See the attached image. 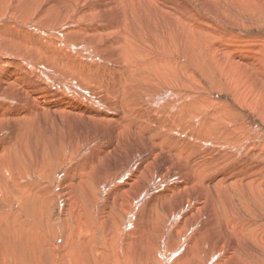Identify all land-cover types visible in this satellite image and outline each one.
I'll use <instances>...</instances> for the list:
<instances>
[{
    "label": "bare ground",
    "instance_id": "bare-ground-1",
    "mask_svg": "<svg viewBox=\"0 0 264 264\" xmlns=\"http://www.w3.org/2000/svg\"><path fill=\"white\" fill-rule=\"evenodd\" d=\"M39 1L40 4L37 5V0H0V222H6L7 218L9 217L12 220H15L20 216V214L25 213L27 209L31 207L34 197H37L40 200L44 198L47 200H51L53 197V193L50 199L49 182L53 180L52 175L55 172V168L58 167L57 163L69 162L72 157L71 151H73V149L75 150L83 145L87 150H92L93 152V150L97 148L95 144V147L93 146V144L91 146V144L89 143L80 145V143H74L75 141L73 142L72 140V136L76 139V134L75 132L69 130L73 129L71 119L73 120L75 118H83V116L90 122V124L92 125L91 127L95 132H102L101 128L95 127L97 123L110 122L111 125L115 123L116 130H120V132H122L123 129L129 123H131L137 125L140 130H148L151 133V135L148 136V140L141 136L139 137V139H134V142L129 144L128 147L130 148L129 150L131 154L130 160L125 161V163L120 168L114 170L113 172L108 170L109 172L97 178V183H100V185H103L104 187L106 186V178L113 179V185H117L118 189L111 193V200H104V204H101L102 206L100 207V211L103 213V215L101 214V217L99 216L95 220L96 223L93 222L91 225H85L84 223L82 224L85 229L97 230L99 228V224H103L102 219L105 218L104 213L110 212V214L112 215L111 212H115L116 210L117 215L125 216L126 219L129 220L128 225H130V229L126 230V233L135 231L138 224H134L136 220H133L135 216L130 209L131 202L134 203L137 200H142V192L147 188L148 183L154 182V178L157 180L160 179L159 182H161L163 181V177L166 176H170V178L168 179V181H166V183L161 184L163 186L162 189L158 192H151V194H148V196L150 195L151 198V203L149 205L154 208L155 211L156 208H159L160 210L161 216H159V218L156 219L157 221L155 222H158L159 219L161 220V222H166V220L172 218V214L181 215L182 213L180 214L179 212L184 210H186V213L191 214V218L192 216L197 215V212H199L200 209L205 205L207 199L206 195L200 190V188L203 187L204 182L197 177V167H199L208 157L212 156L210 147L203 140V138H200L198 143L196 139V142L185 150H179L176 147L177 149L174 151H177L179 153L184 152L190 159L192 171L190 170L189 174L184 172V170L172 169L168 166L155 168L154 162L158 158L159 152H163L167 148L174 149L175 146L173 145L181 146L191 144V141H193L194 138H197V135L194 134L195 128H191V134H188L186 138V132L182 128H173L172 126H170L174 125L173 122L166 120L170 125H164L159 121L158 125H160V131L158 133H153L151 131V129L153 128L151 126V121H155V119H152L151 115H149L150 117H147L146 115V119L139 118L138 115L145 111V109L147 108L148 110L158 112L159 109L162 108V106L168 101V99H170L168 93L166 92L168 88L163 87L166 85V83H158L161 81V78L157 77H166V80H171L172 78L174 80H179L183 77L184 82L182 83L181 87L185 84H188L189 82H192L193 87L196 88V90L202 91V89H204L206 86L203 84L204 80L200 77V75L202 76L204 74H201L202 70L197 69L198 73L196 76L195 67L193 66V64L190 65L189 63L191 62H188L185 59H182L180 61L179 68H174V66L172 67L171 65L173 58L171 59L170 57H168L165 51H157V53L152 51L151 49L153 48V38H150L148 35L144 37L141 36V33L148 32V29H144L145 27H142L143 24L141 25L136 19V17L138 16L143 17L144 19H150L148 12H151V15H157V19H167V15L172 14L173 17H171V19H174L175 17L179 21L181 18H184L186 19L185 22L192 23V21L199 22V18L197 17L196 12L194 14L191 12L190 16L186 13L182 14L180 12V5L183 3L180 4L178 0H136V3H138L139 5L136 6L135 10H133L134 5L131 4L129 0H112L110 3L106 4L107 6L109 5L110 9V12L106 16V19L111 22L102 23L98 20L102 9L85 3L87 2V0H83L84 2H82V0H46V2L45 0ZM108 1L110 0H106V2ZM209 1L210 0H199L198 2L204 7H207V4L212 5L216 3L215 5L211 6L215 8V12L213 13L216 15L219 14L220 9L223 11H229L225 8L227 7L233 11L234 16L235 14L238 15V18L235 17L236 19L243 18L252 20L256 18V11L258 12L257 9H259L260 7L261 10L263 6L262 4H260L258 8L255 6L253 8L250 0H227L233 3L232 5L234 6L232 9V7H229L228 4L224 5V2H226L225 0H213L212 3H210L211 1ZM158 4L162 5V7H159L160 5ZM147 5H152V7ZM145 6H147L148 8ZM2 8L6 10H14V12L10 11L8 13V11H2ZM31 11H34L35 14L34 23L26 25L25 22L27 21V18ZM261 11L263 12V9ZM210 13H212V11ZM259 13L260 12H258V14ZM263 13L260 14L263 15ZM85 15L86 18H88V21L83 20L84 22H81V19ZM126 16L129 17L130 20H128ZM219 17L226 18V14L224 16L220 15ZM215 19L216 18H214V20ZM256 20L258 21L259 19L257 18ZM154 24L155 23H153V25ZM163 24L161 26H163ZM40 25L49 27V31H43L39 28ZM168 26L169 23L166 27ZM199 27L201 29L198 30L203 32L204 34L207 33L210 39H212L213 35L217 37L215 34L218 33H216L214 30H211L209 28L207 30H204L206 27L202 29L201 25ZM176 28H178V25ZM228 29L230 30V32L233 30L232 28ZM171 30L173 29H170L169 31L171 32ZM181 30L184 31L183 28ZM229 30H223L225 33L221 34L224 36H228V33H230ZM233 32H235V30ZM57 37L60 44L63 40L64 46H62V49L60 50L61 52L59 50H56L58 53L56 57L52 55V58L50 59V52L47 51V46L52 45V39L54 40V42L56 40L58 41ZM83 37H86V39L83 40ZM186 37L184 36V38ZM228 37L235 36L233 34V36L231 35ZM71 38H74L76 42L72 41ZM171 38L173 37L171 36ZM182 39L183 38H181V40ZM207 40H204L202 34L200 35L199 42L204 41L205 43V41ZM237 40H239V38H237ZM183 41L185 40H182L181 42ZM243 43L244 41L240 42V44ZM94 45L97 46L96 50L94 47V50L91 47ZM181 45L184 46V44ZM209 45L211 46H209L210 48L213 47V49L218 53L219 51H221L217 48V41H215L214 39L213 41H209ZM157 46H154V48ZM172 48L175 47L172 46ZM182 49L183 48H181V50ZM249 49L250 51L252 50V48ZM103 50H105L106 52H104ZM193 51L194 50H192V52ZM243 51L244 49L239 50V56L243 53ZM7 52H10L14 56H7ZM168 52H170V49ZM221 52L222 55L220 59H223L225 64H219L218 66L216 65L215 69L209 63V60L212 58H210L209 60L204 57L201 58L204 68L207 71H210V73H207L205 75V77H207V81L213 85V89H217L219 87H214V84H222V82L224 81L220 79L223 76L232 73L233 75H235V81L240 80L241 82L242 80V84H245L243 89L245 92H247L248 87L246 82H250L253 77V72L249 67L243 65L228 53H225L223 51ZM86 56H91V58L87 57L90 58V60H85L84 57ZM111 57H114L116 59V62L111 60ZM42 58L44 59L42 60ZM177 60L175 59L176 63H178ZM40 61L44 62L42 63ZM221 61L219 60V62ZM86 63L92 65H85ZM58 66L63 69L58 68ZM252 66L254 72L257 71V74L261 76V74H259V69L262 67H258L259 65L256 66L255 63H253ZM98 67H110V69H108L111 70L112 73H110V76H108L109 74L106 76V74H103V71H100L101 74H98L97 77L95 75L97 72L93 74V70H99ZM17 71L20 72L21 78L18 77ZM73 73H78V75L81 77L88 76L87 79L93 81L96 85H93V87L88 86L84 80H78V78ZM114 73H116V75L119 74V77L124 82L128 80L130 82H137V84L129 85L130 88L126 87L125 85L120 84L121 81L116 79L118 78L116 77V75L113 76ZM132 73H135L138 78L136 76L135 77L138 80L134 77L128 78L130 75H132ZM217 77L218 80L216 81ZM223 78L225 79V77ZM45 79H48V81L50 82H52V80H56V92L47 89L48 87L43 88V80ZM104 79L107 80V83L103 84L101 82ZM151 79L153 82H150ZM229 81H231V79ZM139 82H141V84H139ZM211 84L210 86L212 87ZM240 86L242 85L240 84ZM235 87V89L240 93V96H242V94L244 93L239 91V87ZM99 89H102V92ZM123 89L129 91L126 92ZM211 90L212 89H210V91ZM50 92H53L54 95L52 96ZM133 92H136V94L139 96L140 102ZM50 95L53 97L52 100L50 98ZM178 95L179 93L175 90L170 94V96H172V98L174 99H176ZM186 97L188 96L182 98L181 105L187 104V107L182 109H189L193 104H195V100L192 97H189V100ZM91 98H93L94 100H92ZM200 102L201 100H198L197 104L201 105ZM167 130H170L173 133L170 134ZM204 130L209 134H212V132L209 131L210 129L204 128ZM112 133H110V137L112 134V138L119 134V132H117V134L115 132ZM247 137H249V135ZM204 139L211 142L215 140L217 146L223 150L228 147L230 149V152L224 153V156L235 153L234 158L236 157V155H238V158H245V163H243V165L240 167L241 171L248 174L252 171L254 176H257L260 173H264V165H260L258 167H255L254 169L249 165V159L251 158V156L254 160L256 159V161H261L260 157L263 158L264 151L262 152L263 154L261 156V149H263L264 143L261 140L253 143L248 140L245 141L244 139H240L239 143L237 140L228 141L224 138L205 137ZM147 141H150L149 145L145 143ZM237 145L239 146L236 147ZM105 147L106 146L103 145L102 150L101 147L98 148L100 149V151H105ZM155 147L159 149L158 153L151 151ZM78 151H80V149H78ZM101 154L102 156H105L109 153L103 152ZM176 158L179 159L178 156H176ZM234 158H230L222 162H220L219 160L218 166L215 167L213 169L214 171H212L211 173L222 172L223 169L220 166L222 164L231 162L232 160L234 161ZM98 159L99 163H95L91 158L87 161L85 160L78 163V165H76L75 162V167L77 168L78 166H82V169L83 167H85V177L92 180L93 173L96 170L95 167L97 165L101 167L104 166L103 162L101 161L102 157H98ZM71 167L73 168V165ZM151 168L153 169L152 171ZM127 169H129L128 176H121L126 173L125 171ZM68 171H70V169H68ZM70 172H72V170ZM236 172V170L230 169L227 171V173L222 175L220 179L224 180L225 183L219 184L217 183V181L214 182L215 196H217L218 199L223 198L228 204L229 208H232L234 206V202L231 198H229V196L226 195V193L228 191H231L233 193L234 186L236 185L239 178V175ZM31 173H33V177L35 179L32 183H28L25 181V178ZM71 177L72 176L67 178L66 175V180L64 181V183H62L63 189L65 190L64 192L66 193L65 196H67V193L70 194L72 184L69 185V180L71 179ZM209 177L210 174L206 175L205 178H202L203 180H205ZM140 179L142 180L141 182ZM248 184L252 183L248 182ZM262 184L264 185V182ZM53 185L55 184L53 183ZM34 188L36 190H33ZM240 189V185L236 187V190L239 191ZM245 191L249 196L261 195V192L259 190L251 189L249 186ZM171 192L181 194V196L174 203L172 202L173 204H169L168 202H166V199L168 195L171 194ZM85 193L90 200L93 199V193L90 187H86ZM94 195L96 196V194ZM174 196H172V198ZM120 198L122 199V202H119ZM173 199H175V197ZM93 200L95 203L96 199L94 198ZM96 201H98V199ZM161 201L165 202V208H160L157 206ZM7 203H14L16 206L12 216H10L9 213L3 209V205ZM60 203L62 208H65L67 205L70 206L69 202L65 199H61ZM96 204H98V202H96ZM256 204L257 202L252 200L247 206L254 209L256 207ZM144 211L146 212H138L139 214H136V219L147 220L150 218L151 220H154V216L152 212L149 211V209ZM228 212L234 220L238 221L232 215L231 211ZM183 217H185V214H183ZM234 220L230 219V222L224 228L225 234H220L221 238L215 240V243L213 245H210L203 251L202 258L199 264L207 263L211 260L212 257L216 258L217 262H221L222 264H224L231 258L232 253H235L236 245L232 246L230 240H236L237 242H239V240L235 237L232 238L231 234H236L238 236L237 238L239 239L243 238L241 232L238 231L239 228L242 230L241 225ZM117 221L118 220H116V222ZM66 225H69V223H67ZM158 226L160 225L158 224ZM37 228L47 234L46 241L48 243L52 244L55 239L60 248L64 247V238L62 236V227L60 225L57 226L58 230L55 231L56 228L54 226V222H51V225H48L47 217L46 219L37 223ZM179 228V224L176 225L175 232H177ZM181 228L183 229L182 226ZM101 229H103V226L101 227ZM187 235L188 234L186 233V236ZM200 236L202 237L206 235L200 232ZM196 239L197 236L194 237V240ZM194 240H192L191 242H194ZM211 241L212 239L210 240V242ZM120 245H122V241ZM207 245L208 243H203V246ZM254 245L259 252L264 251L263 238L257 240ZM33 247L37 249L35 245H33ZM42 247L44 248V246ZM74 253L75 252L73 250H70L66 254L65 258L67 260V264H86L85 262L81 261L80 258L75 259ZM218 253L220 254L219 257L217 256L219 255ZM61 261V258L59 256H56L52 260V264H60ZM6 263L7 254L4 249H1L0 264ZM115 264H120L119 257L116 258Z\"/></svg>",
    "mask_w": 264,
    "mask_h": 264
},
{
    "label": "rangeland",
    "instance_id": "rangeland-1",
    "mask_svg": "<svg viewBox=\"0 0 264 264\" xmlns=\"http://www.w3.org/2000/svg\"><path fill=\"white\" fill-rule=\"evenodd\" d=\"M111 1L112 0L108 2H106V0H87V2L85 3L101 8L102 12L98 17V20L102 23H110L111 21L106 19V16L110 12L109 5L107 6L106 4L110 3ZM129 1L131 4L134 5L133 10H135L136 6H138L139 4L136 3V0H129ZM198 1L199 0H182V1L178 0L180 4L183 3L181 5L179 3L178 4L180 5V8H181L180 12L182 14L186 13L187 15L190 16L191 12L193 14L196 12L197 17L199 18V22L194 21L195 22L194 23L192 21V23L191 22L188 23V22H185L186 19L184 18H181L178 21L175 17H174L175 19L174 20L173 18L171 19V17H173L172 14L167 15L168 17L167 19L166 18L157 19V15L153 16L151 15L152 14L151 12L150 13L148 12L150 19H147V18L144 19L143 17H140V16L136 17L138 22L141 25L143 24L142 27L143 28L145 27L144 29H148V32L141 33V36L144 37L148 35L150 38H153L152 40L153 48L152 49L150 48L152 51L156 53L157 51L158 52L165 51L168 57H170L171 59L173 58L171 65L172 67L174 66V68H179L180 61L182 59H185L186 61L191 62L189 63L190 65L193 64V66L195 67L196 76L198 73L197 69L202 70L201 74H204L202 76L200 75V77L203 78L204 80L203 84L207 88L204 86L205 88L202 89V91L196 90V88L193 87L192 82H189L188 84H185L184 86L181 87L182 83L184 82L183 77L180 78L179 80H174L173 78L171 80H166V77H161V76L157 77V78H161V81L158 83H166V85L163 87L168 88L166 92L168 93L170 99H168V101L162 106V108L159 109L158 112L148 110L147 108L145 109V111H143L142 113L138 115V117L142 119H146V115L147 117L151 115L152 119H155V121H151V126L153 127L152 129L150 126V129L153 133H158L160 131V127H159L160 125H158L159 121L163 123L164 125L168 124L167 121H172L174 125H170V124L168 125L172 126L173 128H176V127L182 128L186 132V135H185L186 138L188 134H191V128H195L194 134L197 135V138H194V140L191 141L192 142L191 144L181 145V146H176V145L171 144L175 146L174 149L167 148L163 152H159V156L154 162L155 168L168 166L172 169L184 170V172L189 174L190 170L192 171V165H191L190 159L186 156V153L184 152L179 153L174 150H176L177 148L179 150H185L189 146L194 144L196 142V139L198 143L200 138H203V140L210 147L212 156L208 157L199 167H197V177L201 181L204 182L203 187L200 188V190L206 195L207 199H206L205 205L200 209L199 212H197V215L192 216V218H194L195 220L191 218V214L186 213V210H184V211L179 212L180 214L182 213L181 215L168 214V215H171L172 218H170L169 220H166V222L165 221L161 222L160 219L158 221L159 223L155 222L157 221L156 219H158L159 216H161V214H160L159 208H156V211H155V209L149 205L151 203V200H150L151 198H150V195L148 196V194H151V192L154 193V192L160 191L163 187L161 184L166 183V181H168V179L170 178V176H166V177H163L162 179L163 181L161 182H159L160 179L157 180L155 178L154 179L152 178L154 182L148 183L147 188L142 192V196H143L142 200H137L134 203L131 202L130 209L132 210V212L134 213L133 215L135 216L133 220L134 221L136 220L134 224L135 225L138 224L135 231L126 233V230L130 229V225H128L129 220L126 219L125 216L117 215L116 210L115 212H111L112 215L114 214L113 216L110 214V212L104 213L105 218L102 219L103 224L102 223L99 224V228L97 230L85 229L82 224L84 223L85 225H91L93 222L96 223L95 220L99 216L101 217V214L103 215V213L100 211V207L104 204L105 202L104 200H111L112 199L111 193L115 191L116 189H118L117 185L116 186L113 185V179L106 178V181H105L106 186L104 187L103 185H100V183H97V178L109 171L113 172L114 170L120 168L125 163V161L130 160L131 154L129 150L130 148L128 147L129 144L133 143L134 139H139V137L141 136H143L145 139L148 140V136H150L151 133L148 130L146 131L140 130L137 125H134L131 123H129L123 129L124 132L123 131L120 132V130L119 131L116 130L115 123L111 125L110 122L97 123L95 127L101 128L102 132H95L92 129L91 127L92 125L90 124V122L83 116V118L73 119L74 121L71 119L72 121L71 124H72L73 129H69V130L72 132H75L76 134V139L75 137L72 136V140L73 142L75 141L74 143H80V145L89 143L91 144V146L92 144L94 146L95 144L97 148L93 150V152L92 150H87L83 145H81V147L75 150L73 149V151H71L72 157L69 160L70 163L69 162H66V163L58 162L57 163L58 167L55 168V172L52 175L53 182L52 181L49 182L50 184L49 198L51 199V195L53 193L52 199L47 200L44 198L40 200L37 197H34L32 200L31 207L28 208L25 213L20 214V216L17 217L15 220H12L9 217L7 218L6 222L5 221L0 222V250L4 249L7 254L6 264H52V260L56 256H59L61 258L62 261L60 264H67V260L65 257H66V254L70 250H73L75 252L74 253L75 259L80 258V260L85 262L86 264H115L117 257H119L120 264H199L202 258L203 251L210 245H213L215 243V240H218L219 238H221L220 234L222 235L225 234L224 228L230 222V219L234 220L228 211H231L232 215L238 220V221L236 220L234 221L240 223L242 230L239 228L238 231L241 232L243 239L237 238L238 236L236 234H231V237L232 238L235 237L236 239L239 240V242H237L236 240H230L232 246L236 245L235 253L234 254L232 253L231 258L224 264H242V263L243 264H264V251L259 252L258 249L254 245V243L260 238L264 239V191H263L264 185L262 184L264 182V173H260L257 176H254L252 171L249 174L241 171L240 167L243 165V163H245L244 162L246 161L245 158L244 159H242V157L238 158L237 157L238 155H236V157L234 158L235 153H232L228 156H224L223 155L224 153L230 152V149L228 147L223 150L217 146V144L215 143V140L211 142V141L204 139L205 137L206 138H224L228 141L237 140L238 142L240 139H244L245 141L248 140L253 143L261 140L264 143V77H263L264 75V18H263L264 2L263 1L264 0H250L251 1L250 3L252 4L253 8L254 6L258 8L260 4L263 5V6L261 5L262 6L261 10L263 9V12L260 10V7L259 9H257L258 12H260L261 14L263 13V15H261L260 13L258 14V12L256 11L257 13L256 18L252 20H247L243 18L236 19L235 17L238 18V15L235 14L234 16L233 11L227 7L225 8L229 10L230 12L223 11L220 9L219 14L216 15L213 13L215 12L214 11L215 8L211 7L215 5L216 3L212 5L207 4V7H204L203 5L199 4ZM210 1H209L210 3L213 2V0H210ZM225 1L226 2H224V5L228 4L229 7H232L233 9V6H234L232 5L233 3L227 0ZM82 2L84 1L82 0ZM36 4L39 5L40 1L37 0ZM147 6L152 7V5H147ZM159 7H162V5H160ZM206 9H208L209 11ZM2 11H8V13L10 11L14 12V10H6L3 8H2ZM211 11L213 14L210 13ZM221 11L224 13H222ZM225 14H226V18L219 17L220 15L224 16ZM213 17L216 19L214 20ZM34 18H35L34 11H31L25 24L26 25L33 24ZM85 18H86V15L81 19V22L83 20L88 21V18L86 19ZM126 18L130 20L129 17L126 16ZM257 18L259 19L258 21L256 20ZM220 20L222 21V23ZM153 23L155 24L153 25ZM168 23H169V26L166 27ZM162 24L163 26H161ZM177 25H178V28H176ZM200 25L202 29L206 27L204 30H207L208 28L211 30H214L216 33H218V34H215L217 37L213 35L212 39H210L207 33L204 34L203 32L198 30V29H201L199 27ZM181 27L184 29V31L181 30L182 29ZM39 28L46 32L49 31V27L47 26L44 27L40 25ZM228 28H232L233 30L230 32ZM170 29H173L171 30V32L173 31L172 33L169 31ZM223 30L224 31L229 30L230 33H228L229 34L228 36H231V35L233 36L234 34L235 37H228V36L222 35L223 33H225ZM234 30L235 32H233ZM201 34L204 37V40L208 39L207 40L208 43L207 41H205V43L204 41L199 42ZM183 35L187 37L184 38ZM171 36L173 38H171ZM180 37L183 38L182 40H185L183 41L185 43L181 42L182 40ZM237 38H239V40L241 39L240 42L244 41V43L240 44ZM85 39L86 37H83V40ZM213 39L217 41V48L219 50L225 53H228L234 59H236L243 65L249 67L251 71L253 72L252 73L253 77L250 80V82L249 83L246 82L247 87H248L247 92H245L243 89L245 84L244 83H243L244 85L242 84V80L241 82L240 80L235 81V75H233L232 73H229L226 76H223L225 77V79L223 77L220 79L224 81V82L221 81L222 84L221 83L214 84V87L216 88L217 86L219 87L217 89H213V85L207 81V77H205V75L207 73H210V71H207L204 68V65L201 60L202 57L206 58L207 60L212 58L209 60V63L214 69L216 68V65L218 66L219 64L220 65L225 64L224 60L220 59L222 52L219 51L218 53L217 51L213 49V47L210 48L211 46L209 45V41H213ZM71 40L76 42L74 38H71ZM52 41L53 43L51 46L46 45L48 47L47 51L50 52V59L52 58V55L56 57V55H58L56 50L60 51L62 49V46H64L63 40L61 41V44L59 43V39L58 41L56 40L55 42L52 39ZM169 43H170V46H169ZM180 43L184 44V46H182ZM160 45L162 46V48ZM204 45L207 47H205ZM154 46H157L158 48L157 47L154 48ZM172 46L175 48H172ZM91 47L92 48L94 47L95 50L97 49L96 45L91 46ZM199 47L201 48V50ZM168 48L170 49V52H168L169 51ZM181 48L183 49L181 50ZM249 48H252V50L250 51ZM243 49L244 51L245 50L246 51L245 52L243 51L242 53L243 55L241 54L239 56V50H243ZM192 50L194 51L192 52ZM103 51L106 52L105 50ZM7 53H8L7 56H14L10 52H7ZM87 57L91 58V56H86L84 57V59L90 60V58H87ZM43 59L44 58H42V60ZM175 59L176 60L178 59L177 60L178 63L175 62ZM111 60L116 62V59L114 57H111ZM219 60L220 61L222 60V61L219 62ZM40 62L43 63L44 61H40ZM188 62H187V65H188ZM253 63H255L256 66L259 65L258 67L260 66L262 67L259 69L260 70L259 74H261V76L257 74V71L254 72V69L252 66ZM88 64L89 63H86L85 65H88ZM89 65H92V64H89ZM58 68L63 69L59 66ZM108 68L110 69V67ZM108 68L98 67L99 70H93V74L97 72L95 74L97 76L98 74H101L100 71H103V74H106V76L109 74L108 76H110V73L112 72ZM17 74H18V77L21 78L19 71H17ZM73 74L78 78V80H81V81L84 80L87 83V85L90 87H93V85H96L93 81H90L87 79L88 76L81 77L78 75V73H73ZM114 75H116V73H114L113 76ZM113 76H112V79H113ZM135 76H136L135 73L134 74L132 73V75H130L128 78H131V77L136 78L137 76L136 77ZM116 77H118L116 79L121 81L120 84H123L126 87L130 88L129 85L137 84V82H130L128 80L124 82L119 77V74L116 75ZM228 78H230L231 81H229L230 79ZM45 80H43L44 82L43 88L48 87L47 89L53 90L54 92H56L55 91L57 89V86L55 84L56 80H52V82L48 81V79H45ZM217 80H218V77L216 81ZM225 80L228 82H226ZM150 82H153L152 79ZM101 83L103 84L107 83V80L104 79ZM139 84H141V82H139ZM210 84L212 85V87L210 86ZM240 84L242 86H240ZM167 85H170V86H167ZM235 86L239 87V91L243 92L246 95L242 94L243 97L240 96V93L235 89L236 88ZM102 89H99V90L102 92ZM210 89L212 90L210 91ZM123 90L126 92L129 91L125 89ZM174 90L179 93L176 99L172 98L173 95L170 96L171 92H173ZM50 93L52 94V96L54 95L53 92H50ZM133 93L136 95L138 101L140 102V98L136 94V92H133ZM52 96L50 95L51 100L53 98ZM185 96H188L186 97L188 100H189V97H192L195 100V104H193L189 109H182V108L187 107V104L181 105L182 98H184ZM91 99L94 100L93 98ZM198 100H201L200 103L202 106L200 104H197ZM82 123L84 124V126ZM204 128L210 129L209 131L212 132V134H209L208 132H206ZM111 131L115 132L116 134L117 132H119V134H117V136L112 138L113 133ZM167 131L170 134L173 133L170 130H167ZM110 133H112L111 137H110ZM248 135L249 137H247ZM118 137H120L121 139ZM145 143L149 145L150 141H147ZM103 145L106 146L105 147L106 150L100 151L98 147H101V150H102ZM238 146L239 145H237L236 147ZM156 147L152 149L151 151L158 153L159 149ZM78 149H80L81 152L78 151ZM263 151H264V147L263 149H261V156L264 153ZM75 152L76 153L78 152V153L76 154ZM103 152H107L109 154L102 156L101 153ZM176 156H178L179 159H177ZM98 157H102L101 161L103 162L104 166L101 167L97 165L95 167L96 170L93 173L92 180L85 177V167H83V169H82V166H78L77 168L79 169L75 167L76 165H78V163L83 162L85 160L87 161L90 158L95 163H99ZM230 158H234V161L232 160L231 162L222 164L220 166L223 169L222 172L211 173L212 171H214L213 169L218 166L219 160L220 162H222ZM263 158H264V154H263ZM263 158L260 157L261 161H256V159L254 160L251 156V158L249 159L250 167L254 169L255 167L264 165ZM75 162H76V165H75ZM62 163L64 164V166ZM72 165H73V168L71 167ZM68 169H70V171L72 170V172L68 171ZM230 169L236 170L237 171L236 173L239 175L238 181L236 185L234 186L233 193L231 191H228L226 193V195L229 196V198H231L234 202V206L232 208H229L228 204L223 198L218 199L217 196H215L214 194V189H215L214 182L217 181V183L219 184L225 183V181L221 180L220 177L224 175L225 173H227V171ZM152 170L153 169L151 168V171ZM125 172L126 173H124L121 176H124V177L128 176L129 169H127ZM209 174H210V177L203 180L202 177L205 178V176ZM66 175H67V178L72 176L71 179L69 180V183H70L69 185L72 184V186L70 189V194L67 193V196H65L66 193L64 192L65 190L63 189V186H62V183H64V181L66 180ZM34 179L35 178L33 177V173H31L29 176L25 178V181L28 183H32ZM141 181L142 180L140 179V182ZM248 182L252 184H248ZM53 183L55 185H53ZM239 185L241 186V189L238 191L236 190V187ZM248 186L251 189L259 190L261 192V195L260 196H249L247 192L245 191L246 189H248ZM86 187L91 188V191L93 193V199L94 198L96 200L98 199V201L95 200V203H94L93 199L90 200L88 198V196L85 193ZM33 190H36V189L34 188ZM94 194H96L98 198ZM171 195L174 196L175 199H173L174 197L172 198ZM170 196H171V199H170ZM180 196H181L180 193L171 192V194L168 195L166 202H168L169 204H173ZM61 199L67 200L70 206L67 205L65 208H62L61 203H60ZM252 200L257 202L256 207L254 209L247 206L249 202ZM96 202H98V204H96ZM119 202H122L121 198L119 199ZM164 203L165 202L161 201L160 203H158L157 206L160 208H165ZM79 206H80V209H79ZM15 207L16 206L14 203L13 204L7 203L3 205V209L6 210L10 216L13 215V212L15 211ZM147 209H149V211L152 212L154 216V220H151L150 218L147 220L136 219V214H139L138 212H146L144 210H147ZM183 214H185V217H183ZM186 215L188 218L189 217L190 218L188 219ZM47 217H48V225H51V222H54V226L56 228L55 231L58 230L57 229L58 225L62 227V236L64 238L63 248H60L58 246V243L55 239L52 244L48 243L46 241L47 234L37 228V223L39 221L46 219ZM116 220H118L117 221L118 223L116 222ZM67 223H69V225H66ZM158 224L160 226H158ZM178 224L180 228L178 229L177 232H175V227ZM102 226L104 230L101 229ZM181 226L183 227V229L181 228ZM153 229H156V230H153ZM200 232H202L206 236L201 237ZM186 233L188 234L187 236H186ZM184 235H185V238H184ZM195 236H197L196 240H194ZM211 239L212 241L210 242ZM192 240H194V242H191ZM121 241H122V245H120ZM203 243H208V245L203 246ZM33 245H35L37 249H35ZM42 246H44V248ZM217 256L219 257L220 254ZM198 259H199V262H198ZM204 264H222V263L217 262L216 258L212 257L210 261Z\"/></svg>",
    "mask_w": 264,
    "mask_h": 264
}]
</instances>
